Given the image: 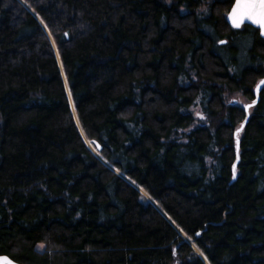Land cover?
I'll list each match as a JSON object with an SVG mask.
<instances>
[{
	"label": "trees",
	"instance_id": "obj_1",
	"mask_svg": "<svg viewBox=\"0 0 264 264\" xmlns=\"http://www.w3.org/2000/svg\"><path fill=\"white\" fill-rule=\"evenodd\" d=\"M233 2L0 0V254L264 264V86L227 99L264 39Z\"/></svg>",
	"mask_w": 264,
	"mask_h": 264
},
{
	"label": "snow or ice",
	"instance_id": "obj_2",
	"mask_svg": "<svg viewBox=\"0 0 264 264\" xmlns=\"http://www.w3.org/2000/svg\"><path fill=\"white\" fill-rule=\"evenodd\" d=\"M230 19L237 28L248 20L264 29V0H236ZM0 264H10V262L6 258H0Z\"/></svg>",
	"mask_w": 264,
	"mask_h": 264
},
{
	"label": "water",
	"instance_id": "obj_3",
	"mask_svg": "<svg viewBox=\"0 0 264 264\" xmlns=\"http://www.w3.org/2000/svg\"><path fill=\"white\" fill-rule=\"evenodd\" d=\"M235 5H236V0H234L232 6L230 7V9L226 15V20H227L228 24L234 29H240L243 25H247V24L251 25V26H253L259 30L260 36L264 39V29H262L259 25L252 23L251 21L246 20L239 28L233 26L232 21L230 19V16H231L232 10L235 7ZM263 86H264V76L259 80V82L257 83V85L254 89L255 100L245 106L247 111L249 110L250 106L254 105L256 102L259 101V92ZM95 144L98 146L99 149L101 148V145L97 140H95ZM0 258H6L7 261L10 262V264H22L16 260L12 259L7 254H0Z\"/></svg>",
	"mask_w": 264,
	"mask_h": 264
},
{
	"label": "rangeland",
	"instance_id": "obj_4",
	"mask_svg": "<svg viewBox=\"0 0 264 264\" xmlns=\"http://www.w3.org/2000/svg\"><path fill=\"white\" fill-rule=\"evenodd\" d=\"M68 93H69V91H68ZM69 96H70V94H69ZM227 99L229 101L235 103V104H238V105L242 106V107H245L247 104H249L251 102V100L248 99L243 93L238 92V91H235V92H232V93H228L227 94ZM89 145H90V143H89Z\"/></svg>",
	"mask_w": 264,
	"mask_h": 264
},
{
	"label": "flooded vegetation",
	"instance_id": "obj_5",
	"mask_svg": "<svg viewBox=\"0 0 264 264\" xmlns=\"http://www.w3.org/2000/svg\"><path fill=\"white\" fill-rule=\"evenodd\" d=\"M251 102H252V100H251ZM251 102H250V103H251ZM251 107H252V106H250V108H251ZM250 108H249V109H250Z\"/></svg>",
	"mask_w": 264,
	"mask_h": 264
}]
</instances>
